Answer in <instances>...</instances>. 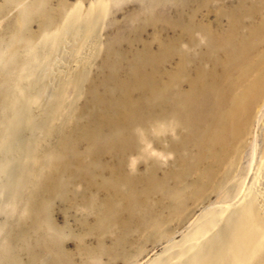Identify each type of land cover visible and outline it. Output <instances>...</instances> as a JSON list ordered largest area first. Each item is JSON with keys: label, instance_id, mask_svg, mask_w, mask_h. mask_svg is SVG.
Instances as JSON below:
<instances>
[{"label": "rangeland", "instance_id": "obj_1", "mask_svg": "<svg viewBox=\"0 0 264 264\" xmlns=\"http://www.w3.org/2000/svg\"><path fill=\"white\" fill-rule=\"evenodd\" d=\"M219 1L0 0V90L4 95L19 80L22 69L23 74L31 70L32 56L39 61V54L45 57L55 51L52 41L61 40L63 31L73 27L71 22L77 31L88 22L94 23V33L89 39L73 33L64 51L67 59L82 55L88 40L93 39L96 45L72 117L60 112V120L44 127L32 160L23 158L20 146L14 147L6 134L4 120L15 113V108L7 106L11 98H6L4 105L0 101V264H42V257L50 259L49 264H61L55 258L57 247L64 250L62 264H138L159 249V244L173 239L179 244L168 253L180 254L192 232L180 234L188 223L182 218L198 209L194 201L200 187L194 185L198 177L194 172L202 169L204 160L213 163L218 155L201 145L199 128L189 135L196 144L191 151L173 149L163 140L168 130L164 120L171 116L173 103L185 94L194 66H206L201 57L210 39L230 43L225 31L228 17L251 6L246 0H223L228 13L217 22ZM204 15L210 21L208 36L201 33ZM33 67L37 70L38 64ZM121 82H126L121 88L133 103H140L136 108L138 122L130 115L132 105L127 112L120 110V115L100 113L106 103L125 104L120 91L111 100L110 90ZM250 88L247 83L246 90ZM238 94L244 95L245 103L246 91L240 89ZM66 97L76 99L72 87ZM173 112L180 121L173 127L174 133H186L191 114L182 104L174 106ZM97 116L108 127H91ZM156 118L161 122L156 124ZM73 119L80 122L73 125ZM86 128L91 139L94 134L101 136H96L97 144L106 137L113 140L109 156L96 155V147L81 137ZM254 128L252 124L248 129L250 142ZM263 128L262 121L260 134ZM120 133L127 145L115 142ZM98 148H105V144ZM134 152L138 155H132ZM67 162L69 171L83 173L82 169L91 166L96 170L90 176L75 178L62 172L68 176L63 187L48 188V209L39 211L31 196L55 179V170ZM188 167L190 174L181 170ZM153 173L157 178L150 177ZM187 184L193 186L187 188ZM169 190L175 195L174 202L165 200ZM44 218L48 221L38 227L44 231L36 230V220ZM38 246L36 254L25 252ZM163 261L159 258L154 264Z\"/></svg>", "mask_w": 264, "mask_h": 264}, {"label": "bare ground", "instance_id": "obj_2", "mask_svg": "<svg viewBox=\"0 0 264 264\" xmlns=\"http://www.w3.org/2000/svg\"><path fill=\"white\" fill-rule=\"evenodd\" d=\"M247 1L251 6L246 11L240 9L228 17L229 26L225 31L229 34L231 42L226 43L216 37L210 39L206 52L201 57V63L206 66L199 68L194 66V74L188 77V88L183 91L185 94L173 103L171 116L164 120L168 130L164 131L163 140L173 149L191 151L196 144L191 143L192 137L189 135L199 128L201 145L211 151V154L218 155L213 163L209 159L204 160L202 169L194 172V175L198 176L194 180V185L200 187L194 204L199 210L182 218L188 219V223L180 234L185 231L192 232L189 233L184 249H181L178 256H175V253H168L175 244H179L173 239L165 244H159L157 246L159 249L151 251L138 264L145 261L154 264L159 258L164 259L161 264H264V128L261 134L259 129L262 121L264 122V0L245 2ZM219 2L220 15L217 16V22L221 20L222 15L227 16L228 13L223 0ZM206 18L208 16L204 15L201 33L208 36L206 32L210 29V26H207L210 21ZM71 25L73 27L68 26L67 30L63 31L61 40L52 41L56 47L55 51L51 50L52 53L45 57L39 54V61L32 56L31 70L24 74L23 69L21 70L19 80L14 81L10 92L4 95L0 90V94H3L0 95L1 103L4 105L6 98H11L7 106L15 108V113H10L12 116L4 120L6 134L14 147L20 146V154L28 160L34 157V148L44 134V127L60 120V112L72 117L75 101L82 94L85 75L92 62L90 57L92 52H95L96 45L93 44V39L90 42L88 40L82 55H74L72 59H67L64 51L73 33L77 35L81 33L83 38L89 39L94 33L92 30L94 23L88 22L87 26L82 27V31L75 30V23L71 22ZM188 37L192 44L190 30ZM189 50L191 51L192 47ZM36 64L37 70L33 67ZM247 83L251 85L249 90H246ZM65 84L72 85L63 88ZM125 85L126 82H121L120 87L112 92L110 90L111 100H114L120 91L125 104L121 105L117 101L106 103L100 113L108 114L114 111L120 115V110L125 109L127 112L126 108L132 105L133 113L130 115L133 121L138 122L140 120L136 108H139L140 103H133L121 88ZM71 87L76 96L74 100L66 97ZM240 89L246 91L245 103L244 95L238 94ZM179 104L184 105L185 111L191 114L186 133L173 131V127L180 125L173 112L174 106ZM22 112L26 113L21 115ZM64 120L65 118L61 119L60 127ZM79 122L80 119H73L72 124L76 125ZM159 122L161 121L156 118L155 123ZM252 124H255V128L250 142L247 140V134ZM90 126L108 127L99 116ZM126 126L127 124L122 128ZM170 131L172 136H168ZM96 136L94 134L91 139L87 128L81 134L83 139L96 147V155L109 156L113 140L106 137L101 144H97ZM186 136H189V142ZM115 142L127 145L122 133L118 134ZM104 144L105 148H98ZM212 150H218L217 154ZM132 155L138 153L134 152ZM109 163L110 161L106 165L107 169L110 168ZM183 168L181 170L184 173L190 174L189 167L186 170ZM82 170L83 173L69 171V162L55 170L56 178L51 179L31 196L32 204L38 206L39 211L48 209L50 197L48 188L59 190L63 187L64 178L68 176H63L62 172L75 178L74 175L90 176L96 168L91 166ZM157 176V173L150 175L152 179ZM149 180L151 185L152 180ZM192 186L193 184H187L186 187ZM103 188L107 189L105 183ZM165 200L168 202L176 200L171 190L168 191ZM47 221L46 218L40 222L36 220L37 227L33 226L36 230L44 231V228L38 227L40 225L44 227ZM39 247H28L25 252L36 254ZM157 250L161 252L156 254ZM63 253L62 248H56L55 258L61 264ZM42 259V264H49L50 259L47 257Z\"/></svg>", "mask_w": 264, "mask_h": 264}]
</instances>
